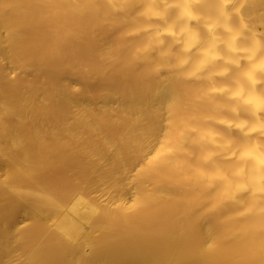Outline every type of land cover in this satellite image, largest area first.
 Returning <instances> with one entry per match:
<instances>
[{"label":"bare ground","instance_id":"obj_1","mask_svg":"<svg viewBox=\"0 0 264 264\" xmlns=\"http://www.w3.org/2000/svg\"><path fill=\"white\" fill-rule=\"evenodd\" d=\"M0 264H264V0H0Z\"/></svg>","mask_w":264,"mask_h":264}]
</instances>
